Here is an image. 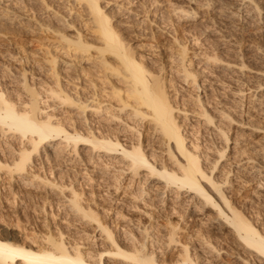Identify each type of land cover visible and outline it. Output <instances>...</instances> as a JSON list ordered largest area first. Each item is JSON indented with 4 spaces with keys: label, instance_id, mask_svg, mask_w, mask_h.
<instances>
[{
    "label": "rangeland",
    "instance_id": "1",
    "mask_svg": "<svg viewBox=\"0 0 264 264\" xmlns=\"http://www.w3.org/2000/svg\"><path fill=\"white\" fill-rule=\"evenodd\" d=\"M76 1L78 2L0 0V91L3 90L1 92L8 94V97L20 104L23 98L27 97L21 83V73L25 71L27 83L41 92V98L44 96L43 99L40 98V106L43 105L42 108L45 107L49 113L59 115L62 125L70 131L73 129L71 122L74 120L69 117L77 108L69 105L59 106L58 100L48 96L44 91L48 84V88L54 86L45 57L55 58L62 84L66 85V88L63 86L64 89L69 91L70 95H77L76 97L80 95L79 98L84 97L82 100H85L90 91L89 72L95 68L87 56L89 57L94 50L83 56L64 45L65 43L57 41L59 31L75 37L77 29L86 40H95L91 25L93 23L89 21L88 11L83 6L84 1ZM99 2L106 14L108 13L110 25H114L112 27L121 33L125 43L134 49L137 58L142 59L144 64L149 62L147 65L149 67L153 65L158 71L159 67L165 66L161 77L164 83H167L165 87L168 95L172 97L170 99L178 107L174 112L178 114L179 124L183 121L181 127H184L183 133L187 136L186 145L192 148L193 145H198L199 159L201 164L205 165L204 171L209 172L213 179L222 182L221 188L226 197L253 225L260 231L264 229V0H99ZM8 5L12 6L8 8ZM47 5L51 7L47 8ZM181 10L188 12L183 14ZM13 15L15 18L11 19ZM69 23H72V26ZM182 47L187 50L183 57L179 53ZM207 56L216 57L218 60H207ZM181 64L184 66L186 64L187 68L190 67L188 69L195 72V81L192 82L191 77H188L187 81L183 80L180 76ZM112 80L116 85L121 84L114 78ZM195 84L199 85L198 89L195 88ZM196 95L200 100L196 99ZM110 100L116 104V97ZM198 103L210 111L208 112L213 116L212 123H205L204 117L194 112L201 108ZM115 110L117 109L114 108ZM87 111L85 116L90 117V111L88 113ZM115 113L127 118L124 110ZM78 119L82 122L80 123ZM75 123H79L77 124L79 126L83 125L84 121L76 118ZM103 125L116 129L120 137L125 130L122 133V136H125L122 137L124 140L121 141L129 143V128L120 124V121L112 120ZM147 127L148 124L145 123L141 129L143 135L140 137L145 151L147 150V156L157 162V165L162 161L161 158L162 162L171 165L172 160L163 148L158 134L151 132ZM224 132L226 136L222 135ZM8 137L12 145L18 144L15 136L12 138L11 135H0V160L7 163L11 161V155L7 152ZM132 137L136 140V135ZM60 146H64V143H60ZM87 148L83 145L77 146L79 155L83 157L81 158L73 154L70 145H65L57 158L45 163L37 160L30 164L32 171L52 182H57L61 186L59 187L61 191L58 187L38 180L30 181L29 185L25 184L21 179L30 180V176L13 174L11 177L4 168H1L0 226L25 240H32L34 237L35 240H40L48 230L57 236L59 233L57 231L61 230L65 240L71 242L73 239L80 240L84 242V247L88 246L87 242L90 245L97 244L95 241L97 237H93L94 243L90 240L95 230L94 224L80 219L78 214L74 216L75 212L68 207L67 198L72 194V189L78 191L82 205L91 207L108 222L112 221L113 214L109 213L111 216L107 214V208L111 206L116 211L120 208L118 211L126 213L127 218L135 220L140 215V219L144 220L141 211L134 208H131L134 211L130 210L126 203L133 201L139 204L141 202L143 205L144 201H148L147 203L152 201L157 205L152 207L155 210L151 208L152 213L161 215L154 223L160 230L155 233L159 235L165 231V218L166 215L167 217L170 215L168 218L181 227L178 238L187 242L192 238L193 244L197 231H205L206 227L216 223H213L217 221L214 210L202 206L197 196L192 197L193 193L171 187L160 198L163 189L157 188V185L162 182L148 178L144 168L138 170V175H134L129 169L125 172L119 171L126 167L119 155L116 154L115 157L116 155L112 154L113 158L111 156L100 158V155L95 153L91 159L87 157L90 154ZM219 150L225 151L221 158L217 157ZM150 153L154 154V159ZM99 158L102 160L110 158L113 161L109 159L112 162L107 166L108 169L99 170L93 163L94 159L99 161ZM215 158H218L216 163ZM118 177L120 178L117 179ZM225 180L227 182H223ZM116 185H119L117 191ZM141 188L146 194L140 192ZM175 207L181 210H177L176 213ZM181 207L185 209L182 211ZM213 227L216 228L212 229L215 233V236H212V243L222 249L218 257L213 255V252H204L206 262L235 264L236 244L232 233L225 226L215 224ZM90 230L93 231L89 232ZM94 233L97 235L99 232ZM180 245L177 242L174 246L171 245L173 247H168L167 255L176 254Z\"/></svg>",
    "mask_w": 264,
    "mask_h": 264
},
{
    "label": "bare ground",
    "instance_id": "2",
    "mask_svg": "<svg viewBox=\"0 0 264 264\" xmlns=\"http://www.w3.org/2000/svg\"><path fill=\"white\" fill-rule=\"evenodd\" d=\"M73 1L78 2L76 0ZM82 1H84L83 6L88 11L89 21L93 23L91 25L95 40H86L81 35V31L79 32L78 29H75L77 31L75 37H72V35L70 37V35L68 36V34L59 31L57 41L65 43L64 45L74 51H78L83 56L90 54V50H94L89 57L87 56V59L92 61L91 63L95 68L91 72L88 71L91 77L88 84L90 85V91L85 100H82L84 97L80 99L79 94V97H76L77 95H70L69 91L64 89L63 86L66 88V85L62 84L60 70L55 65V58L53 56L45 57L48 62L47 70L51 78H53L52 82L56 88L54 86L51 87L52 85L48 88L49 84L47 83L48 86L44 91L47 92L48 96L56 98L59 106L69 105L77 108L75 112H72V116L69 115V118L74 120L72 122L69 121L73 129L71 131L66 129L62 125L60 117H58L59 115L56 116L57 114L49 113L44 109L45 107L42 108L43 105L40 106L41 92L33 85L27 83L25 71L22 72L21 83L27 95L26 99L23 98L19 104L8 97V94L6 95L4 92H1L3 90L0 91V135H11V137L15 136L18 139V144L12 145L11 139L8 137L9 140L6 142L9 144L7 149L9 154H7L11 155V161L7 163L0 160V169L4 168L11 177L13 174L30 176V180H27L26 176H24L26 179H21L25 184L38 180L39 182L59 188L61 186L57 182H52L46 177L32 171V165L30 164L35 163L37 160L40 163H45L55 157L57 158L59 153H62L65 145H70L71 151L73 154H76V157L80 153L77 146L81 145L88 147L87 149H89L90 154L87 157L91 159H93L92 157L95 153L100 155V158L101 156H111L113 158L112 154H117L124 165L126 164V167H122L119 171L125 172V170L129 169L134 175H138V170L144 168L148 178H155L157 179L156 182H162V184L157 185V188L163 189L160 192V198H162V195L167 190H170L169 188L175 187L176 190L179 189L193 193L192 197L197 196V200H199L202 206L214 210L213 212L216 215L217 221L215 220L213 223L216 222L217 226L228 227L227 229L232 233L234 243L236 244V251L234 253V255L236 254L235 264H264V232H262L264 229L260 231L253 225L234 206L235 204L233 205L230 199L226 197L221 188L222 182L213 179L209 172L204 171L205 168L203 166L205 165L201 164L199 159L198 145H193V148L186 145L187 136L183 133L184 127H181L183 121L181 120L182 123L179 124V119L177 120L178 114L176 115L174 112L178 110V107L171 100L172 97L168 95L167 87H165L167 83L165 84L161 77L165 66L159 67L158 71L151 64L152 67H149V62H145L146 64H144L142 59L134 55V49L132 50L131 46L125 43L121 33H118L112 27L114 25H110L108 13L106 14L99 0ZM11 6L8 5V8ZM46 7L49 8L51 6L47 5ZM181 11H183V14L188 12L185 10ZM14 18L15 16L11 17V19ZM69 24L72 26V23ZM186 51L185 47L179 50L181 57L184 56ZM219 59L222 60V58ZM207 60L217 61L218 58L207 56ZM186 64L185 66L184 64L180 65V76L186 81L188 77H191V81L193 82L196 78L195 72L188 69L190 67L187 68ZM177 66L176 68L178 69ZM80 69L82 70V68ZM113 78L121 84H114L112 82ZM194 86L196 89L199 88L198 84ZM108 92L111 94H108ZM112 97H116V104L111 102L110 98ZM196 99L200 100L198 96ZM114 108L117 109L115 110L117 113L122 110L126 111L127 118L120 116L119 113L116 114ZM206 108L203 106L194 112L198 113L199 116H203L205 123H212L213 116ZM87 110L90 111V117L85 116ZM180 110L184 111V109ZM76 118H81L84 124L77 126L79 123H75ZM102 120L103 122H101ZM112 120H118L124 127L129 128L128 133L130 134L128 136L130 139L128 144L126 141H121L124 140L122 137L124 138L125 136H122V133L125 130L121 133L120 137L116 129H110V127L108 128L103 125ZM145 123L148 124L151 132L154 131L158 134V138L164 146L162 147L165 149L169 159L172 160L171 165L168 166L165 161L162 162L163 158L161 157L162 161L157 165V162L155 163L147 156V150L145 151V146L142 145L143 141L140 139L141 135H143L141 134V129ZM132 135H136V140H134L135 138ZM222 135L226 136L225 132ZM128 136L126 135V138ZM60 143H64V146H60ZM50 145L51 149L49 148ZM223 152L225 151L219 150L217 157L221 158L224 155ZM153 155L150 153V156L154 159ZM78 157L81 156L79 155ZM218 158H215L214 163L218 161ZM109 159H100L99 161L94 159V167L99 170L103 168L108 169L107 166L113 161L110 159L112 160L110 162ZM214 167L215 164L213 165ZM118 173L120 174V172ZM223 182H227V180ZM3 187L2 185L1 188ZM118 188L119 185H116V191L119 190ZM59 189L61 191V188ZM141 189L140 192L146 194L145 190ZM71 191L72 194L67 198L69 202L68 207L75 212L74 216L78 214L80 219L86 220L89 224H94V231H98L99 233L95 235L96 233L90 230L89 232L93 231L90 240L94 243L93 237H97V240H95L97 244L90 245L89 242L85 241L88 243V246L84 247V242L77 240L75 237V241L74 239H70L72 242L65 240V237L62 235L63 232H60L61 230L57 231L59 232L57 236H54L51 230H48L44 233L43 237L41 236L40 240L37 239L38 241L35 240V237L32 240H25L20 235L9 232L4 226H0V264H208L204 258V252H213V255H217V257L221 253L222 248H217L212 243V236H215L212 229L216 228L213 227L215 224L212 225V222L210 223V227H206L205 231H197L196 240L193 244L192 238L188 242L181 241L178 238L181 227L168 218L170 215L168 217L166 215L165 218V231H162L163 233L159 235L155 233L157 230L160 231L154 223L160 219L161 215L155 214V212L152 213L151 208L153 205L157 206L152 201L149 203H147L148 201H144L143 205H141V202L139 204L133 201L126 203L130 210L134 211L131 209L134 208L137 211H141V214L145 217L144 220L140 219V215L135 220L127 218L126 213L118 211L120 208L116 211L109 205L111 207L107 208V214L111 213L113 215L111 217L112 221L108 222L99 216L97 211L81 204L78 191L73 189ZM183 209L185 208H182V211ZM177 210L181 209H176L174 212ZM177 242L181 244L180 248L177 249L176 254L168 256L167 248L173 247Z\"/></svg>",
    "mask_w": 264,
    "mask_h": 264
}]
</instances>
